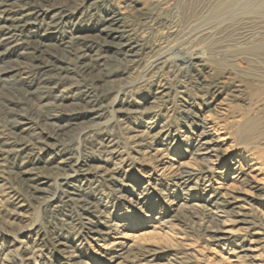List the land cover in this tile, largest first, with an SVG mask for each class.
<instances>
[{
  "label": "bare ground",
  "instance_id": "1",
  "mask_svg": "<svg viewBox=\"0 0 264 264\" xmlns=\"http://www.w3.org/2000/svg\"><path fill=\"white\" fill-rule=\"evenodd\" d=\"M99 4L106 10L96 17ZM0 13V83L18 75L30 98L42 89L60 90L54 103L46 96L26 99L27 116L16 114L10 122L17 132L4 134L0 127V181L10 178L42 212L76 209L75 221L63 224L66 234L97 242L117 235L103 248L107 264H172L166 245L145 244L147 233L121 230L87 194L104 184L118 187L141 212L150 181L152 195L164 198L160 224L170 228L188 213L200 214L207 223L198 235L203 245L232 258L218 263L264 264V0H0ZM78 20L87 23L77 26ZM17 41L21 55L14 54ZM20 57L30 59L29 68L18 65ZM112 62L119 67L113 70ZM70 75L78 77L76 84H66ZM74 86L78 102L63 105ZM18 102L0 91L3 115ZM56 107L71 110V125H84L77 128L78 152L62 147L67 130L55 125ZM169 111L190 120L191 131L174 128ZM161 114L165 119L158 121ZM47 126L53 128L42 139ZM175 136L182 147L173 146ZM82 145L100 152L98 164L80 157ZM178 153L188 161L173 163ZM126 161L149 167L139 175L146 186L125 183ZM169 175L171 197L155 187ZM25 201L13 202L17 215ZM49 238L66 264H87L62 234L50 231ZM192 244H179L183 257Z\"/></svg>",
  "mask_w": 264,
  "mask_h": 264
},
{
  "label": "rangeland",
  "instance_id": "2",
  "mask_svg": "<svg viewBox=\"0 0 264 264\" xmlns=\"http://www.w3.org/2000/svg\"><path fill=\"white\" fill-rule=\"evenodd\" d=\"M56 1L61 2L64 0H56ZM104 10H106L105 5L99 4L95 12L96 17L99 15H102V12H104ZM2 16L3 14L0 13V17ZM78 16L79 14L75 15L74 21H76V18H78ZM78 21L79 22L77 23V26H81V27L85 26L87 23L85 20H78ZM38 22L39 21H37V23ZM4 25H5L4 23L0 24V26H4ZM61 33L65 34L62 30H61ZM1 38H2V35L0 36V39ZM16 43H18L19 46H17L14 49V52H15L14 54H17V55L23 54L25 50H24V47L20 45L21 42L17 41ZM176 55H180V54L177 53ZM18 61L21 62V64H18L20 65V67L29 68L28 65L32 64L30 59H27L25 57L18 58ZM3 64L5 63L4 62L0 63V65H3ZM111 66L113 70L119 67L118 63L116 62H112ZM70 77L71 79L67 81L66 84L67 83L76 84V81L79 80L78 77H76V75H70ZM17 78H19V76L15 75L11 77V79H9L8 82L4 84L0 83V89H1L0 91L2 93L10 95L11 97H14L15 99H19V98L21 99V102L11 104L10 107L13 111H10L6 113L5 115H3V111L0 112V127H2L1 131H3L4 134H8L9 132L8 130L10 129H11V132L12 131L17 132L18 128L11 127L12 124H10V122H12L13 119H15L16 114H22L24 112L22 115L27 116V114L29 113L30 111L29 103L28 101H26V99H30V102H35L39 96H46V97H49L51 101L53 102L54 98L60 95V92H59L60 90L53 91L50 89H42L41 91H39V93L35 94L34 96H31L30 98V96L27 95L25 92L26 88L24 87V85H22L20 82L17 81ZM33 86L35 87L34 84ZM34 87H32V89ZM76 89L77 87L74 86L71 89H69L70 91L69 90L67 91L68 98L66 99L65 104L63 105L71 106V104H75L78 102V100L76 99V96L74 95V93H76ZM146 92H147L146 90L145 92H143L144 96H146L145 95ZM143 95H141V97H144ZM134 101L140 102V103L143 102V100H141V98L139 97H134ZM52 111H53L52 113L58 116V119H57V122H55V125H58V126L66 125L65 129L67 130V135L64 136L65 141L62 147L64 149H72L74 152L75 151L78 152V150L76 149V146H77L76 139H77V135H78L77 133L79 132V129L77 128H80L84 125L83 124L82 125H71L69 119H70L72 112L69 108L56 107L52 109ZM169 115H171L170 121L173 123L172 126H174V128H179L180 131H186V132L191 131L190 127H192V125H191L190 120L184 119V116H182L183 118L179 117L176 114V112L174 113V112L169 111ZM163 119L165 118L162 116V114L159 115V117L157 118L158 121H162ZM83 122H84L83 120H79L77 123H83ZM35 124L36 123L34 122L28 123V125L31 126L32 132L39 133L40 127L36 126ZM46 128L47 129L44 130V133L40 135L42 139L47 138L46 136H48L50 129L53 127L47 126ZM109 133H110L109 131H106L107 135H109ZM111 134H118V133H116V130H114L111 132ZM174 138L176 141L173 146L182 147L181 143H179L178 139H176L177 137L176 136L173 137L172 140H174ZM79 150H80L79 151L80 157L87 158V159H93L95 160V163L98 164L96 160H98V157L100 158L101 155L99 151L95 150V148L89 150V149H86L84 145H82L79 147ZM186 155L187 154L181 155L180 153L175 154L172 157V160H173L172 162L176 164L177 162H187L188 157H186ZM122 167L123 168H121V171H120L121 177L126 178V176H128L127 179H125V183L127 182L130 185H133L139 188L142 186L143 187L146 186V180L140 179L139 175H144V173L147 172V170H149V167H140L136 164L131 166L129 165L127 161L126 163L123 164ZM3 168L6 173L8 174L12 173V167L10 166L9 162L8 164L3 163ZM124 171H126L127 173ZM129 173L131 174V176L135 175L134 180H133V177H130ZM171 179L172 177L170 175L166 176L161 179V185L155 186L156 188L161 189V192L163 195H166V196L169 195V197H171L170 191L172 190L171 185H170ZM150 183H151L150 184L151 186L149 185H148L149 187L146 186L144 190L145 191L144 194L146 195L145 196L146 198L145 197L144 198L146 200L144 204L142 205L141 212L132 208L131 205L127 203L126 198L128 197V194H126V192L121 190L120 188L118 189V187L110 188L109 186L104 184L105 186L102 185L97 188L87 190V194L91 197L92 201H94L97 204L98 206L97 208L100 211H102L106 217L115 218L116 220L120 222V224H122L121 230L129 232L134 235H138L139 233L140 234L147 233V235L141 240L142 242H146L145 244L154 245L158 243L157 245L161 244L159 246L166 245L167 252L164 255H165V258L170 259V262L172 264H215V263L220 264V262L218 263V260H217L219 259V257H224V258L229 257L230 258L229 253H227V251L223 250L221 247L215 248V251H210L211 249L209 250L207 249L209 248L208 246L205 247L203 245L204 244V242H202L203 238L199 236L202 233L201 229L204 226H206L207 223H206V218L200 214L198 215L195 214L193 216L192 214L188 213L186 214V218L184 220H179L177 222H174L173 226L170 228H166L164 225L160 224L161 221L164 219L163 214H162L164 207H165L163 203L164 198H162V196L160 197L158 195L156 196V194L152 195L151 188H153L154 183L153 181H150ZM0 186H1L0 187V200H2L3 198H7V197L13 198L9 200L10 205L6 204V205L0 206V214H1L0 215V264H11V263L12 264H66L65 259H63L60 255L58 256V254H55L51 248L50 241H49L50 231L55 232L57 234H62L63 238L65 237V240L71 242L76 253L81 254L83 257H85L82 260L87 262V264L88 263L89 264H107L105 260L106 258L105 249L103 248H105L106 244L112 241L117 235L110 234V236H107V239L104 238L101 241L97 242L95 240L87 238L84 235H81L78 238H76L75 235H72V233L66 234L65 229L63 228V224L65 223V219L67 218L75 221L78 215L76 209H72V208L63 209L58 214H49V212H42L41 210L37 208V206L34 203L25 201L22 190L18 186H16L10 178L8 180V178H6L5 176L4 180L2 179L0 181ZM192 193L198 194L196 190H193ZM16 199L17 200L21 199L22 201H25L23 202L24 207L20 210L18 215L16 212L13 211V208H12L13 207L12 204L13 202L15 203ZM189 214L190 216H188ZM148 215H151L150 218L146 217ZM67 222H69V220H67ZM198 224H200V226H198ZM27 228H29V231H27L28 230ZM181 241L182 242L190 241V243L194 244V245L192 244L191 250L187 252L190 254L185 255V257H183V254H185L186 252L183 250L182 247H179V244L182 243ZM102 245L104 247H102ZM8 251H12L11 255L8 253ZM26 254L28 257L32 255L31 260H28V261L24 260V258L26 257Z\"/></svg>",
  "mask_w": 264,
  "mask_h": 264
}]
</instances>
